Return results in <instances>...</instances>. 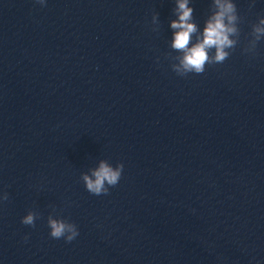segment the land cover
<instances>
[{
    "label": "water",
    "instance_id": "obj_1",
    "mask_svg": "<svg viewBox=\"0 0 264 264\" xmlns=\"http://www.w3.org/2000/svg\"><path fill=\"white\" fill-rule=\"evenodd\" d=\"M0 264H54L40 144L14 30L0 0ZM29 210L35 227L21 223ZM27 236V240L25 237Z\"/></svg>",
    "mask_w": 264,
    "mask_h": 264
},
{
    "label": "clouds",
    "instance_id": "obj_2",
    "mask_svg": "<svg viewBox=\"0 0 264 264\" xmlns=\"http://www.w3.org/2000/svg\"><path fill=\"white\" fill-rule=\"evenodd\" d=\"M36 2L46 6V0ZM189 5L190 0H175L173 12L176 18L170 21V28L173 31L169 46L177 55L169 53L168 57L172 61L170 65L172 71L180 77H187L189 74L200 75L205 72L208 65L223 64L240 42L241 17L233 0H212L211 12L204 21L202 30L195 22L194 9ZM254 6L255 0H251L250 8ZM152 23L159 24L157 15H153ZM249 35L251 39L243 51L255 55L258 42L264 39V16L251 26ZM123 169V163L113 166L107 160L101 159L96 167L81 173L80 179L90 194L108 195L110 189L119 184ZM8 199L9 194L6 191L0 192V203ZM54 213L55 209L47 217L49 236L71 243L79 235L77 225ZM38 218L37 212L29 210L21 218V223L34 228Z\"/></svg>",
    "mask_w": 264,
    "mask_h": 264
}]
</instances>
